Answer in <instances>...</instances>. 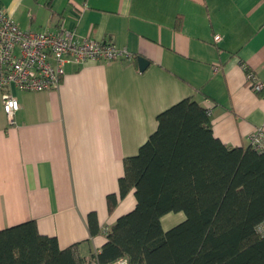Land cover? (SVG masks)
<instances>
[{
    "label": "crops",
    "instance_id": "obj_1",
    "mask_svg": "<svg viewBox=\"0 0 264 264\" xmlns=\"http://www.w3.org/2000/svg\"><path fill=\"white\" fill-rule=\"evenodd\" d=\"M0 7L22 29L62 28L134 54L67 63L57 89L11 85L20 103L14 122L0 92V229L34 219L61 248L77 243L96 264L107 231L136 205L134 189L120 196L124 160L157 129L161 111L192 96L212 109L214 135L228 146L264 133V97L245 79L248 67L264 82V0H0ZM139 56L150 62L144 70ZM91 212L101 229L94 236Z\"/></svg>",
    "mask_w": 264,
    "mask_h": 264
},
{
    "label": "trees",
    "instance_id": "obj_2",
    "mask_svg": "<svg viewBox=\"0 0 264 264\" xmlns=\"http://www.w3.org/2000/svg\"><path fill=\"white\" fill-rule=\"evenodd\" d=\"M192 96L157 115V129L124 160L120 196L135 207L107 231L97 263L264 264V148L228 146ZM110 199H113L112 196ZM184 212L164 229L162 218ZM91 236L100 232L88 215ZM0 264H89L78 244L61 248L34 219L0 229Z\"/></svg>",
    "mask_w": 264,
    "mask_h": 264
},
{
    "label": "built area",
    "instance_id": "obj_3",
    "mask_svg": "<svg viewBox=\"0 0 264 264\" xmlns=\"http://www.w3.org/2000/svg\"><path fill=\"white\" fill-rule=\"evenodd\" d=\"M221 36L216 35L215 40ZM134 54L113 40L99 41L90 36L81 40L66 29L25 30L0 7V92L3 109L9 121L19 109V100L10 92L14 85L23 91H43L59 88L67 63L85 64L90 61L131 60ZM246 84L264 97V82L257 71L246 69ZM207 114L212 109L206 110ZM250 145L264 148V133L257 131L250 136ZM102 264V263H97ZM131 264L128 257L110 263Z\"/></svg>",
    "mask_w": 264,
    "mask_h": 264
},
{
    "label": "rangeland",
    "instance_id": "obj_4",
    "mask_svg": "<svg viewBox=\"0 0 264 264\" xmlns=\"http://www.w3.org/2000/svg\"><path fill=\"white\" fill-rule=\"evenodd\" d=\"M178 214H179L178 212H172L170 214L168 213V215H166V218H165V221H166L165 225L173 226V225L177 224L178 222H180V220H178V216H179ZM183 214H184V212H183ZM167 216H172L174 218L172 221H177V222H172V221L167 222Z\"/></svg>",
    "mask_w": 264,
    "mask_h": 264
},
{
    "label": "water",
    "instance_id": "obj_5",
    "mask_svg": "<svg viewBox=\"0 0 264 264\" xmlns=\"http://www.w3.org/2000/svg\"><path fill=\"white\" fill-rule=\"evenodd\" d=\"M138 60H139V65H140V69L141 70H144L148 65H149V61L144 58L143 56H139L138 57Z\"/></svg>",
    "mask_w": 264,
    "mask_h": 264
}]
</instances>
